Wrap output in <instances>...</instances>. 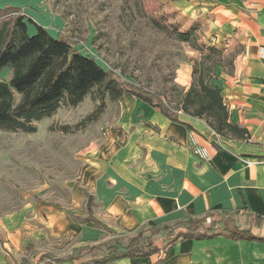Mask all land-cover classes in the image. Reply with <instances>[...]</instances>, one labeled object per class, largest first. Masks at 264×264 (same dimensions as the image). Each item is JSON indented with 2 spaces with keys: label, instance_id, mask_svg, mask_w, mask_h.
I'll return each instance as SVG.
<instances>
[{
  "label": "crops",
  "instance_id": "1",
  "mask_svg": "<svg viewBox=\"0 0 264 264\" xmlns=\"http://www.w3.org/2000/svg\"><path fill=\"white\" fill-rule=\"evenodd\" d=\"M207 3L212 5L208 12L212 17L203 41L223 48L233 56L234 65L231 72L218 67L215 83L230 119L250 138L213 139L204 119L182 115L193 128L190 131L125 95L104 138L89 147L90 159L80 172L81 184L74 188L69 208L35 201L26 207L31 219L24 211L0 222V239L8 255L0 251V264H18L30 242L42 249L50 244L43 250L64 252L54 253L63 257L75 247L107 240L110 236L96 224H76L70 217L85 215V191L94 196L95 216L123 234H132L149 221L162 224L209 212H239L243 217L250 213L264 219V0ZM197 4L200 0H182L178 7L182 15L197 18L206 13L197 12ZM0 6L21 7L48 30V25H64L46 0H0ZM41 13L51 24L43 21ZM192 72L191 63L182 62L174 82L187 90ZM255 230L264 234V228ZM110 264H264V242L223 236L191 239L178 242L167 254Z\"/></svg>",
  "mask_w": 264,
  "mask_h": 264
},
{
  "label": "trees",
  "instance_id": "2",
  "mask_svg": "<svg viewBox=\"0 0 264 264\" xmlns=\"http://www.w3.org/2000/svg\"><path fill=\"white\" fill-rule=\"evenodd\" d=\"M37 33L29 35L28 23ZM181 43H187L196 53L191 58L192 83L186 90L163 75L160 91L151 90L105 69L97 57L84 54L80 41L63 32L56 36L23 12L22 8L0 6V72L10 69L9 79H0V129L14 133H36L37 122L52 117L61 104L77 107L95 92L97 104L93 111L74 125L59 126L66 133L80 131L99 120L107 108L106 99L118 103L125 95L142 100L169 120L184 124L182 115L204 119L212 129V138L225 137L248 140L249 132L230 119L219 86L215 83L217 68L232 71L233 56L223 48L202 41L197 26L180 31L161 26ZM85 215L70 214L76 224L94 223L110 237L97 244L75 247L63 257H57L40 245L30 242L23 248L18 264H110L125 258H147L167 254L178 242L206 240L219 236L230 240L264 242V219L256 214H243L249 224L242 227L239 212H209L198 217L157 224L149 221L132 234L118 233L98 219L92 210L94 196L85 191ZM35 201H42L38 196ZM0 251L7 252L0 239Z\"/></svg>",
  "mask_w": 264,
  "mask_h": 264
},
{
  "label": "rangeland",
  "instance_id": "3",
  "mask_svg": "<svg viewBox=\"0 0 264 264\" xmlns=\"http://www.w3.org/2000/svg\"><path fill=\"white\" fill-rule=\"evenodd\" d=\"M181 1L46 0L52 13L64 20L61 28L48 25V31L53 36L63 32L79 40L84 54L97 57L105 69H113L122 79L160 91L163 75L175 79L182 62L191 63L190 59L198 56L187 43L177 41L161 26L185 31L196 25V34L203 41L212 17L208 13L212 7L209 0H200L195 6L200 14L206 12L197 18L182 15L178 7ZM41 14L43 21L50 23ZM31 28L35 31L28 32L33 36L37 29L28 23ZM11 75V70L5 69L0 79ZM97 103L94 91L77 107L63 103L52 117L36 123V133L0 129V222L26 211L35 196L69 208L73 190L81 184L80 172L90 159L89 147L104 138L118 114V105L107 98V108L99 120L80 131L66 133L58 127L78 123ZM92 206L94 212L95 203ZM26 212L31 219V211ZM86 212L84 208L82 214ZM238 220L242 225L249 224L246 216H238Z\"/></svg>",
  "mask_w": 264,
  "mask_h": 264
},
{
  "label": "built area",
  "instance_id": "4",
  "mask_svg": "<svg viewBox=\"0 0 264 264\" xmlns=\"http://www.w3.org/2000/svg\"><path fill=\"white\" fill-rule=\"evenodd\" d=\"M263 55H264V54H263ZM197 153H198L199 155H201L202 157H204V158H207V157H208L207 153H206L204 150L197 149Z\"/></svg>",
  "mask_w": 264,
  "mask_h": 264
}]
</instances>
